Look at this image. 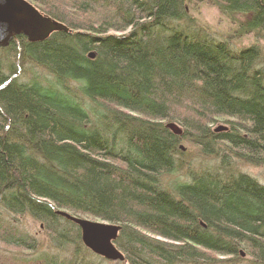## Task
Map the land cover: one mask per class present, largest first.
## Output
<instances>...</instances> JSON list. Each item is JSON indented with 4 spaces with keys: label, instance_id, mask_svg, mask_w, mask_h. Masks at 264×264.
<instances>
[{
    "label": "trees",
    "instance_id": "obj_1",
    "mask_svg": "<svg viewBox=\"0 0 264 264\" xmlns=\"http://www.w3.org/2000/svg\"><path fill=\"white\" fill-rule=\"evenodd\" d=\"M30 1L71 31L0 48V264L99 258L57 209L119 224L130 264H264V184L241 169L264 171L261 47L217 39L188 0ZM208 1L264 37V0ZM16 215L63 258L15 256L37 246Z\"/></svg>",
    "mask_w": 264,
    "mask_h": 264
},
{
    "label": "water",
    "instance_id": "obj_2",
    "mask_svg": "<svg viewBox=\"0 0 264 264\" xmlns=\"http://www.w3.org/2000/svg\"><path fill=\"white\" fill-rule=\"evenodd\" d=\"M56 31L70 32L71 29L40 11L28 0H0V48L7 47L19 35H23L29 42H38ZM93 56V52L88 53V57ZM165 126L173 134H182L181 127L173 121L167 122ZM226 129V126L220 125L215 131ZM55 212L78 226L83 245L92 253L106 260L125 259L123 252L115 244L121 229L119 224L89 220L62 209Z\"/></svg>",
    "mask_w": 264,
    "mask_h": 264
},
{
    "label": "rangeland",
    "instance_id": "obj_3",
    "mask_svg": "<svg viewBox=\"0 0 264 264\" xmlns=\"http://www.w3.org/2000/svg\"><path fill=\"white\" fill-rule=\"evenodd\" d=\"M31 2L35 7V2ZM38 8V7H37ZM39 9V8H38ZM40 10V9H39ZM185 10L187 13V16L191 17L192 20L200 27H202L204 30L208 31L211 35L216 37L217 39H226L228 40V43L235 48H241L245 46H250L252 44H257L261 47L263 50V57H264V37L257 36L255 33H243L239 32L240 23L244 20L245 16L234 14L231 16H227L219 11L217 6L209 2L208 0H188L185 5ZM41 11V10H40ZM43 12V11H42ZM45 13V12H43ZM47 14V13H45ZM222 124L216 123L213 124V131L216 130L218 126ZM223 131V130H222ZM217 132V131H215ZM179 148L181 151H184V155L186 154V157H194L195 149L192 145H190L187 141H182L179 144ZM191 157V158H192ZM202 159H200L201 161ZM206 159L203 160V162ZM206 163H209V161H205ZM197 163V161L195 162ZM241 169L248 173L249 175L255 177L258 179L259 182L264 184V171L261 167H255L252 165H243ZM172 176V175H171ZM174 177V176H173ZM181 177V176H179ZM165 185V184H164ZM168 187V186H167ZM169 189V188H168ZM82 218H86L93 221H102L101 219L90 216V215H81ZM16 222L19 225L20 229H23L24 231L28 232L31 236L36 237L37 239V246L33 250H30L29 252L25 251H18V254L15 256H26L28 259H35L36 254L39 253V250L46 249L50 254H57L60 252L58 249L53 248L50 245V240L48 234L44 231V228L42 224H40L38 221H34L29 216H18L16 215ZM156 238H160L159 236H156ZM40 251V252H41ZM242 253V254H241ZM241 253L239 255V259L230 258V257H223L219 256L218 259H230L225 262H220L216 264H249V256L245 255L244 250H241ZM66 254V253H65ZM14 255L8 254L4 251L0 250V257H12ZM58 256L60 258H63V253H58ZM67 256V255H66ZM24 257V258H26ZM71 258V253H68V258ZM78 257H82L83 261L88 264H130L129 261L123 260V261H112V260H106L102 257H92L89 255V253L86 254H79ZM67 258V259H68ZM36 262V261H35ZM91 262V263H90Z\"/></svg>",
    "mask_w": 264,
    "mask_h": 264
}]
</instances>
